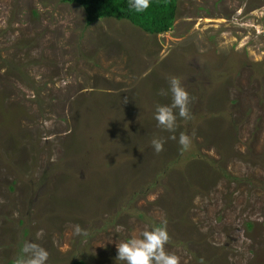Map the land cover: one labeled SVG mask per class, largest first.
Segmentation results:
<instances>
[{"label": "rangeland", "instance_id": "rangeland-1", "mask_svg": "<svg viewBox=\"0 0 264 264\" xmlns=\"http://www.w3.org/2000/svg\"><path fill=\"white\" fill-rule=\"evenodd\" d=\"M171 77L191 97L175 133L154 119ZM157 225L179 264H264V0H177L155 36L0 0V264L40 229L47 264H122Z\"/></svg>", "mask_w": 264, "mask_h": 264}, {"label": "clouds", "instance_id": "clouds-1", "mask_svg": "<svg viewBox=\"0 0 264 264\" xmlns=\"http://www.w3.org/2000/svg\"><path fill=\"white\" fill-rule=\"evenodd\" d=\"M150 3L151 0H128V7L130 11L139 14L144 13L150 7ZM158 95H170L171 103L156 106L154 119L157 122V127L175 133L178 119H190L191 97L178 77L169 78L167 89H161ZM124 101L127 103V99ZM172 138L175 139L174 136ZM178 142L183 148H186L190 140L187 135L180 133ZM151 144L156 153L163 150V140L153 138ZM72 228L75 236H88L87 230L79 224L73 225ZM44 235V230L40 229L35 233L34 239L26 240L19 248L14 264H47L49 252L36 242L41 240ZM168 240L169 235L166 227L147 228L139 238L127 239L116 244V260L122 264H179L178 257L165 250Z\"/></svg>", "mask_w": 264, "mask_h": 264}, {"label": "trees", "instance_id": "trees-1", "mask_svg": "<svg viewBox=\"0 0 264 264\" xmlns=\"http://www.w3.org/2000/svg\"><path fill=\"white\" fill-rule=\"evenodd\" d=\"M67 5L78 6L89 26L101 19L127 22L148 35H160L171 31L176 16L177 0H151L144 13L129 10L128 0H60ZM160 226V225H157ZM247 228L251 225L247 224ZM72 264H86L74 261Z\"/></svg>", "mask_w": 264, "mask_h": 264}, {"label": "bare ground", "instance_id": "bare-ground-1", "mask_svg": "<svg viewBox=\"0 0 264 264\" xmlns=\"http://www.w3.org/2000/svg\"><path fill=\"white\" fill-rule=\"evenodd\" d=\"M217 22V21H216Z\"/></svg>", "mask_w": 264, "mask_h": 264}]
</instances>
